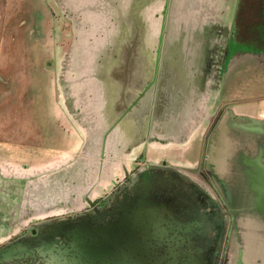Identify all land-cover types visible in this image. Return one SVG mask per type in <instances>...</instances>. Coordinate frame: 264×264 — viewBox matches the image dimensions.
Wrapping results in <instances>:
<instances>
[{"label":"rangeland","instance_id":"obj_1","mask_svg":"<svg viewBox=\"0 0 264 264\" xmlns=\"http://www.w3.org/2000/svg\"><path fill=\"white\" fill-rule=\"evenodd\" d=\"M114 13L111 0H0V256L125 198L174 196L208 224L207 264H223L233 231L207 176L145 165L106 94L123 78L109 70Z\"/></svg>","mask_w":264,"mask_h":264},{"label":"crops","instance_id":"obj_2","mask_svg":"<svg viewBox=\"0 0 264 264\" xmlns=\"http://www.w3.org/2000/svg\"><path fill=\"white\" fill-rule=\"evenodd\" d=\"M111 2L123 78L106 94L139 159L200 169L230 217L223 264H264V0Z\"/></svg>","mask_w":264,"mask_h":264},{"label":"flooded vegetation","instance_id":"obj_3","mask_svg":"<svg viewBox=\"0 0 264 264\" xmlns=\"http://www.w3.org/2000/svg\"><path fill=\"white\" fill-rule=\"evenodd\" d=\"M187 201L125 198L33 248L1 255L0 264H207L210 229Z\"/></svg>","mask_w":264,"mask_h":264}]
</instances>
